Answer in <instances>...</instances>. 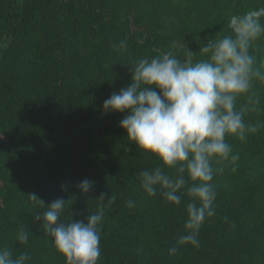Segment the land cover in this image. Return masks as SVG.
I'll return each instance as SVG.
<instances>
[{
    "label": "trees",
    "instance_id": "1",
    "mask_svg": "<svg viewBox=\"0 0 264 264\" xmlns=\"http://www.w3.org/2000/svg\"><path fill=\"white\" fill-rule=\"evenodd\" d=\"M260 7L264 0H0V248L29 253L26 264H66L34 217L63 198L70 202L61 221L72 214L86 223L103 193L115 203L105 209L100 264H264V128L245 141L226 138L239 159L213 163L215 215L201 228V246L170 256L185 234L184 206L144 193L136 174L158 161L129 143L125 114H103L139 59L170 51L184 60L189 49L200 60V41L232 15ZM120 41H127L122 52L114 48ZM251 51L259 67L264 35ZM250 95L259 111L245 122L264 121V82L254 79ZM246 103L240 97L237 107ZM85 179L93 182L87 195L77 187ZM21 228L30 232L27 243L18 239Z\"/></svg>",
    "mask_w": 264,
    "mask_h": 264
},
{
    "label": "clouds",
    "instance_id": "2",
    "mask_svg": "<svg viewBox=\"0 0 264 264\" xmlns=\"http://www.w3.org/2000/svg\"><path fill=\"white\" fill-rule=\"evenodd\" d=\"M262 18L264 7L232 15L214 38H208L206 44L200 41V60L194 61L196 54L189 49L184 60L170 51L139 59L132 66L130 85L113 92L103 103V114H125L120 127L129 143L158 161V166L136 174L144 193L149 197L159 194L171 205L184 206L185 234L169 248L170 256L181 246H201V228L215 215L213 163L235 164L239 159L226 138L235 136L245 141L249 132L264 128V121L248 124L244 119L246 113L259 111V99L250 95V90L254 79L264 82V63L257 67L251 50L264 35ZM114 48L122 52L127 41ZM240 97H247V103L237 107ZM77 187L87 195L93 182L85 179ZM30 199L45 206L34 194ZM97 200L101 203L94 212L89 211L86 223L74 220L72 214L71 220L61 221L70 202L63 198L34 217L43 221L45 235L52 238L66 264H100L105 209L115 203V198L111 195L105 203L102 193ZM135 206L133 200L126 201V207ZM29 237L28 230H19V241L27 243ZM30 259L27 252L14 256L7 248H0V264H26Z\"/></svg>",
    "mask_w": 264,
    "mask_h": 264
}]
</instances>
